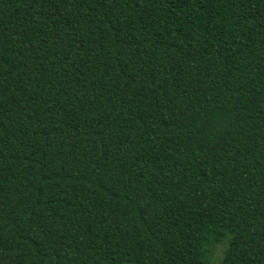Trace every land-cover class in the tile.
Segmentation results:
<instances>
[{
	"label": "trees",
	"instance_id": "obj_1",
	"mask_svg": "<svg viewBox=\"0 0 264 264\" xmlns=\"http://www.w3.org/2000/svg\"><path fill=\"white\" fill-rule=\"evenodd\" d=\"M0 264H264V0H0Z\"/></svg>",
	"mask_w": 264,
	"mask_h": 264
},
{
	"label": "rangeland",
	"instance_id": "obj_2",
	"mask_svg": "<svg viewBox=\"0 0 264 264\" xmlns=\"http://www.w3.org/2000/svg\"><path fill=\"white\" fill-rule=\"evenodd\" d=\"M218 252H219V254H220V250H219Z\"/></svg>",
	"mask_w": 264,
	"mask_h": 264
}]
</instances>
